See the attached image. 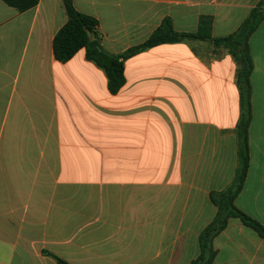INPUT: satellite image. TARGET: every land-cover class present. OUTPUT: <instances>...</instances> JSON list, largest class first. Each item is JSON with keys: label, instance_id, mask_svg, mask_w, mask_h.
I'll use <instances>...</instances> for the list:
<instances>
[{"label": "crops", "instance_id": "obj_1", "mask_svg": "<svg viewBox=\"0 0 264 264\" xmlns=\"http://www.w3.org/2000/svg\"><path fill=\"white\" fill-rule=\"evenodd\" d=\"M114 54L170 18L234 33L261 0H72ZM63 0L22 13L0 0V264H192L238 168L237 65L206 42L165 44L125 63L117 95L79 51L55 58ZM250 166L236 206L264 225V23L250 39ZM213 264H264V240L231 219Z\"/></svg>", "mask_w": 264, "mask_h": 264}, {"label": "trees", "instance_id": "obj_2", "mask_svg": "<svg viewBox=\"0 0 264 264\" xmlns=\"http://www.w3.org/2000/svg\"><path fill=\"white\" fill-rule=\"evenodd\" d=\"M17 12L22 13L36 7L40 0H1ZM67 22L58 31L53 41V51L58 62L66 64L79 51H85L86 60L101 70L107 78L108 91L117 95L126 83L125 63L134 56L165 44L201 41L209 43L215 51L225 50L235 61L236 84L240 94V117L236 127L238 140V168L232 185L210 198L217 208L214 220L199 236L200 254L192 264H213L216 257L214 240L228 226L231 219L239 220L245 227L255 231L264 240V225L248 216L236 206V200L246 183L250 166L249 132L253 118L251 76L254 63L250 54V39L264 23V0L255 6L240 27L225 37L213 36L212 16H201L196 33L177 32L170 18L152 33L147 41L129 48L123 53L107 51L102 44L99 22L94 17L77 11L72 0H63ZM57 264H69L59 256L43 252Z\"/></svg>", "mask_w": 264, "mask_h": 264}]
</instances>
